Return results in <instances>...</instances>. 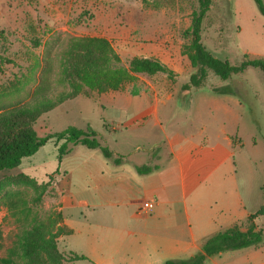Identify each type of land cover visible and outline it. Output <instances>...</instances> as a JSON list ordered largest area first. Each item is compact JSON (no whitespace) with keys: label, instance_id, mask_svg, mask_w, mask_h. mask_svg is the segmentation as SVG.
Here are the masks:
<instances>
[{"label":"rangeland","instance_id":"obj_1","mask_svg":"<svg viewBox=\"0 0 264 264\" xmlns=\"http://www.w3.org/2000/svg\"><path fill=\"white\" fill-rule=\"evenodd\" d=\"M197 10L198 0H0V113L33 99L38 100L29 105L38 106L41 94L57 102L61 93H78L39 115L34 124L39 135L89 125L101 143L107 139L111 150L132 154L139 162L151 156L149 150L157 143L154 152L161 155L157 162L164 164L168 150L162 131L134 126L127 133L129 138L120 134L115 141L108 130H113L112 125L121 128L123 117L114 107L101 106L105 95L116 92L145 100L142 93L150 95L154 86L158 98L167 101L166 115H176L170 124L162 118L167 132L199 133V138L225 144L227 138L234 140L235 179L220 175L218 183L223 188L213 190L207 199L215 203L224 198L228 184L236 181L243 186L248 207L257 213L264 200V76L257 68H248L227 81L210 74L205 87L178 100L179 87L194 71L187 55L190 40L184 33ZM80 38L106 40L119 62L106 64L105 49L97 48L102 55L96 58L94 71L78 67L80 75L67 72L73 60L72 44ZM202 42L213 55L233 65L246 57L264 58V15L254 0H212L202 24ZM134 57L158 59L175 76L129 73V61ZM103 70L119 71L117 88L102 90ZM223 85H230L235 94L212 91ZM59 146L53 139L33 156L23 158L19 167L0 173V258L8 255L25 230L39 227L63 254L42 250L33 259L43 264H95L88 257L71 261V240L60 239L62 222L55 220L60 212L59 192L52 186L53 175H46L60 167ZM96 153L102 155L100 150ZM34 183L50 185L39 201L34 200L39 193ZM251 224L264 229V213H257ZM72 240L80 244L81 236ZM216 260L205 264H216Z\"/></svg>","mask_w":264,"mask_h":264},{"label":"crops","instance_id":"obj_2","mask_svg":"<svg viewBox=\"0 0 264 264\" xmlns=\"http://www.w3.org/2000/svg\"><path fill=\"white\" fill-rule=\"evenodd\" d=\"M181 87L177 99L186 100L179 94ZM152 90L150 95L142 93V101L110 93L103 97L101 106L114 107L124 119L121 128L112 125L113 130H108L115 141L134 126L162 131L168 157L161 164L157 153L153 164L159 169L145 175L137 172L136 166L148 164L150 155L139 162L132 154L114 151L124 156L123 164L117 166L97 154L99 149L70 145L60 167L46 174L53 175L62 225L68 230L60 239L69 238L70 252L85 255L95 264H166L188 259L219 232L235 226L246 231L248 219L256 214L248 207L243 186L236 181L228 184L224 198L215 203L207 199L213 190L223 188L218 183L220 175L235 179L233 138H227L225 144L199 138V133L167 132L162 118L170 124L176 115H166L167 101L158 98L154 86ZM102 144L108 146V140ZM241 145L238 142L237 146ZM157 147L154 144L149 154ZM146 199L156 200V205L147 214L139 213L140 202ZM75 236H81L80 244L72 240ZM263 243L225 251L207 260L217 259L216 264H264Z\"/></svg>","mask_w":264,"mask_h":264},{"label":"trees","instance_id":"obj_3","mask_svg":"<svg viewBox=\"0 0 264 264\" xmlns=\"http://www.w3.org/2000/svg\"><path fill=\"white\" fill-rule=\"evenodd\" d=\"M254 1L260 12L264 15V1ZM211 5L212 0H198V10L193 13L190 28L184 33V36L190 40L187 55L194 71L190 75L188 83L183 84L181 87L179 94L182 97H186L192 89L205 87L210 74L218 77L222 81H227L234 75L243 73L248 68H257L264 76V58L246 57L239 65H233L229 60L221 59L207 50L202 42V24ZM97 48L105 49V54L103 51L105 55L103 61L106 64L113 65L119 62V58L115 55L106 40L80 38L72 44L73 60L70 61L71 67H69L67 72L80 75L78 67L81 70L87 69L88 71H94L95 60L102 55ZM118 72L111 73L109 70L107 72L106 70L101 72L102 80L99 83L103 84L98 85L100 87L103 86V91L118 87L120 82L117 75ZM127 72L147 75L163 73L168 77L175 76L174 72L166 64L150 57L132 58L129 61ZM212 91L216 94H235L230 85L214 87ZM76 95L78 93H61L58 101L53 102L48 95L41 94V101L38 102V106L31 107L29 105L38 100L33 99L29 104H24L23 106L0 113V173L4 170L19 167L23 158L33 156L40 147L53 139L57 143L62 142L58 148L60 159L69 154L71 150L70 145H83L90 149H99L104 158L114 165L119 166L123 164L124 156L116 154L107 145L102 144L98 139V134L89 125L86 129L70 126L61 132L50 133L44 136L37 133L34 124L41 113L53 110L59 104ZM157 153L153 152L151 154L148 164L136 166L139 174L145 175L159 169V166L153 164ZM23 175L26 177L30 176ZM35 185L38 187L39 193L34 200L39 201L50 185L48 183ZM257 213L259 215L264 213V202ZM257 213L248 219V229L246 231L241 230L240 226H235L219 232L207 239L202 246V250L190 259L169 260L166 261V264H205L209 257L217 256L222 252L238 250L263 243L264 229H256L251 224V221L253 222ZM56 219H60V222H62L63 214L58 212L55 216ZM65 234H68V230L62 225L60 227V236ZM42 250L50 251L57 256L63 254V252H59L57 243L54 240L47 239L39 227H33L32 229L25 230L17 238L13 246L9 248L8 255L0 258V264H43L41 260L33 259ZM70 255L72 257L71 261L87 259L85 255L74 252H70ZM62 258H60L61 261H63Z\"/></svg>","mask_w":264,"mask_h":264},{"label":"built area","instance_id":"obj_4","mask_svg":"<svg viewBox=\"0 0 264 264\" xmlns=\"http://www.w3.org/2000/svg\"><path fill=\"white\" fill-rule=\"evenodd\" d=\"M155 205H156V200L153 199L142 200L140 202L138 212L147 214L155 207Z\"/></svg>","mask_w":264,"mask_h":264}]
</instances>
